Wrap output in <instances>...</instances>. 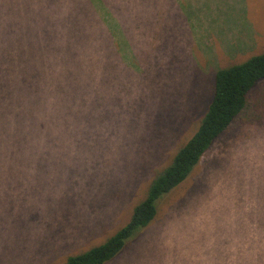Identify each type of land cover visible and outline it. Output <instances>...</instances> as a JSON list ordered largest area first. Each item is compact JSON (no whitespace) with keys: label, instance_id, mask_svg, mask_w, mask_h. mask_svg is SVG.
Masks as SVG:
<instances>
[{"label":"rangeland","instance_id":"rangeland-1","mask_svg":"<svg viewBox=\"0 0 264 264\" xmlns=\"http://www.w3.org/2000/svg\"><path fill=\"white\" fill-rule=\"evenodd\" d=\"M105 1L121 40L93 32L86 0H0V32L19 34L0 60L29 43L76 79L0 154V264H65L114 235L195 133L216 71L264 52V0ZM250 99L258 120L219 137L106 264L259 262L264 82Z\"/></svg>","mask_w":264,"mask_h":264},{"label":"trees","instance_id":"trees-1","mask_svg":"<svg viewBox=\"0 0 264 264\" xmlns=\"http://www.w3.org/2000/svg\"><path fill=\"white\" fill-rule=\"evenodd\" d=\"M86 2L92 14L88 25L93 32L98 36L101 32V40H121L111 4L105 0ZM15 35L19 36L12 28H4L0 40H19ZM24 46L12 53L14 59L0 60V154L17 151L21 139L34 134L36 121L51 116L52 101L60 106L63 89L76 81L66 73L51 72L55 65L45 61L43 54L24 55L23 50L30 44ZM56 67L54 70L62 69ZM260 82H264V52L217 70L211 100L199 118L195 133L151 180L145 198L134 207L127 224L101 245L68 257L65 264H106L137 230L153 222L158 201L189 177L219 137L236 122L249 124L258 120V105L262 101L252 103L250 94ZM257 255L259 262L251 264H264V249Z\"/></svg>","mask_w":264,"mask_h":264}]
</instances>
